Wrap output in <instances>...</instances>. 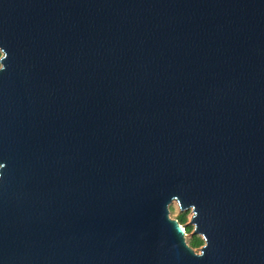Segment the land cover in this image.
<instances>
[{"label": "water", "instance_id": "water-1", "mask_svg": "<svg viewBox=\"0 0 264 264\" xmlns=\"http://www.w3.org/2000/svg\"><path fill=\"white\" fill-rule=\"evenodd\" d=\"M0 48V264H264V0H0Z\"/></svg>", "mask_w": 264, "mask_h": 264}, {"label": "rangeland", "instance_id": "rangeland-1", "mask_svg": "<svg viewBox=\"0 0 264 264\" xmlns=\"http://www.w3.org/2000/svg\"><path fill=\"white\" fill-rule=\"evenodd\" d=\"M188 214V224L186 225V227L188 228L189 226V223L192 221L193 219V214L192 212H189L187 213ZM183 214H181L180 210H179V207L176 203H173L170 207V218L173 220V221H177L178 218L180 216H182ZM193 233V232H192ZM192 233L190 235H187L186 238H185V242L186 244L190 247V243L192 241V238H193V235ZM200 250H194L195 253H199Z\"/></svg>", "mask_w": 264, "mask_h": 264}, {"label": "trees", "instance_id": "trees-1", "mask_svg": "<svg viewBox=\"0 0 264 264\" xmlns=\"http://www.w3.org/2000/svg\"><path fill=\"white\" fill-rule=\"evenodd\" d=\"M177 222L181 225V226H186L188 224V214H184L182 216H180L177 220ZM193 232V228L188 227L185 230L186 235H190ZM204 246L203 241L196 237V238H192V241L190 243V248L194 251V250H200L202 247Z\"/></svg>", "mask_w": 264, "mask_h": 264}, {"label": "clouds", "instance_id": "clouds-1", "mask_svg": "<svg viewBox=\"0 0 264 264\" xmlns=\"http://www.w3.org/2000/svg\"><path fill=\"white\" fill-rule=\"evenodd\" d=\"M7 57H8L7 52L3 48H0V61H5ZM4 71H6V67L4 63H0V72H4ZM4 167L5 165H0V169H3ZM0 178H2V172H0ZM208 246H209V242H208V245L206 246V249L208 248ZM204 255H205V252H201L199 257H203Z\"/></svg>", "mask_w": 264, "mask_h": 264}, {"label": "built area", "instance_id": "built-area-1", "mask_svg": "<svg viewBox=\"0 0 264 264\" xmlns=\"http://www.w3.org/2000/svg\"><path fill=\"white\" fill-rule=\"evenodd\" d=\"M187 235H185V238H186Z\"/></svg>", "mask_w": 264, "mask_h": 264}]
</instances>
